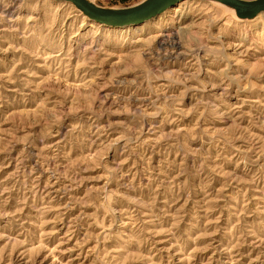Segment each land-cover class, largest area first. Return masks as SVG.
<instances>
[{
	"label": "rangeland",
	"instance_id": "obj_1",
	"mask_svg": "<svg viewBox=\"0 0 264 264\" xmlns=\"http://www.w3.org/2000/svg\"><path fill=\"white\" fill-rule=\"evenodd\" d=\"M229 13L0 0V264H264V12Z\"/></svg>",
	"mask_w": 264,
	"mask_h": 264
},
{
	"label": "water",
	"instance_id": "obj_2",
	"mask_svg": "<svg viewBox=\"0 0 264 264\" xmlns=\"http://www.w3.org/2000/svg\"><path fill=\"white\" fill-rule=\"evenodd\" d=\"M66 1L88 17L91 21L111 27L140 25L184 0H144L125 8H105L91 4L86 0H55ZM233 7L240 18H251L264 11V0H219Z\"/></svg>",
	"mask_w": 264,
	"mask_h": 264
},
{
	"label": "bare ground",
	"instance_id": "obj_3",
	"mask_svg": "<svg viewBox=\"0 0 264 264\" xmlns=\"http://www.w3.org/2000/svg\"><path fill=\"white\" fill-rule=\"evenodd\" d=\"M86 1L89 2V3H91V4H95V3H93L92 0H86ZM210 3H211V5H213V6H215V7H220L221 9H223V10H225V11H229L230 13L232 12L235 16L237 15V14H236V11H235V9H234L233 7L224 4V3H222V2L219 1V0H210ZM95 5H96V4H95ZM177 8H179V6L175 7V9L173 8L172 10H176V11H178ZM262 12H264V11H261L260 14H261ZM227 13H228V12H227ZM230 13H229V14H230ZM258 14H259V13H258ZM258 16H260V15H258ZM236 17H238V18L241 19V20H246V19H247V18H240L238 15H237ZM172 42H173V41H172ZM159 44H160V43H159ZM172 45H173V44H172ZM174 45H175V44H174ZM174 45H173V46H174Z\"/></svg>",
	"mask_w": 264,
	"mask_h": 264
}]
</instances>
